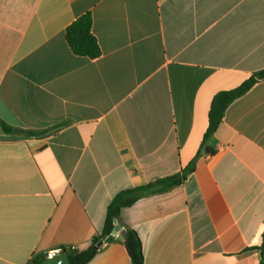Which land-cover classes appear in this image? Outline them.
Returning a JSON list of instances; mask_svg holds the SVG:
<instances>
[{
  "label": "crops",
  "instance_id": "0c3cea01",
  "mask_svg": "<svg viewBox=\"0 0 264 264\" xmlns=\"http://www.w3.org/2000/svg\"><path fill=\"white\" fill-rule=\"evenodd\" d=\"M92 16L101 55L65 32ZM264 70V0H0V264L85 249L121 191L179 174L212 101ZM180 186L122 210L145 264H260L264 79ZM88 264H132L113 236Z\"/></svg>",
  "mask_w": 264,
  "mask_h": 264
},
{
  "label": "trees",
  "instance_id": "16d2710c",
  "mask_svg": "<svg viewBox=\"0 0 264 264\" xmlns=\"http://www.w3.org/2000/svg\"><path fill=\"white\" fill-rule=\"evenodd\" d=\"M65 39L72 52L77 56L87 57L93 60L101 55L99 44L92 33V16L90 13H86L79 17L67 27ZM261 79H264V70L253 74L251 78L240 87L216 95L212 101L209 112V127L195 160L177 175L155 180L145 186L129 188L119 192L107 208L106 218L102 229L94 236L87 248L82 250L71 248L61 249L62 252L66 254L70 263H90L102 249L103 245L99 246L100 242H111L115 239L112 236V232L115 227L119 225L127 232V238L123 241V244L125 245L127 253L131 259V263L145 264L142 241L137 232L122 220V210L133 206L137 201L144 197L165 193L183 184L193 172L195 162L201 155L214 154L215 151L208 145V141L222 124L227 107L235 99L249 91ZM0 125L6 133H17L27 136H38L46 133L45 131L18 130L8 126L1 120ZM257 249L260 251L261 255L260 264H264V233L262 244ZM45 259V256H40L34 260L32 264H40Z\"/></svg>",
  "mask_w": 264,
  "mask_h": 264
},
{
  "label": "water",
  "instance_id": "95a60500",
  "mask_svg": "<svg viewBox=\"0 0 264 264\" xmlns=\"http://www.w3.org/2000/svg\"><path fill=\"white\" fill-rule=\"evenodd\" d=\"M112 236H120L123 240L127 238V232L119 225L115 227L112 232ZM103 245V241L99 243V246ZM40 264H71L66 254L61 252L51 258H46Z\"/></svg>",
  "mask_w": 264,
  "mask_h": 264
},
{
  "label": "built area",
  "instance_id": "2783aa9c",
  "mask_svg": "<svg viewBox=\"0 0 264 264\" xmlns=\"http://www.w3.org/2000/svg\"><path fill=\"white\" fill-rule=\"evenodd\" d=\"M71 249H77L75 246H72L71 247ZM62 252V250L60 249V250H56V251H52V252H50L49 254H48V256H47V258L49 257V258H51V257H53V256H55L56 254H59V253H61ZM33 262H31V264H32Z\"/></svg>",
  "mask_w": 264,
  "mask_h": 264
}]
</instances>
